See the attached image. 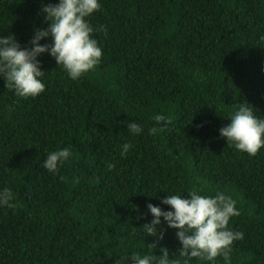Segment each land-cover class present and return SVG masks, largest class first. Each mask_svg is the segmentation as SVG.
Returning <instances> with one entry per match:
<instances>
[{"label": "trees", "instance_id": "1", "mask_svg": "<svg viewBox=\"0 0 264 264\" xmlns=\"http://www.w3.org/2000/svg\"><path fill=\"white\" fill-rule=\"evenodd\" d=\"M47 3L58 0H0V35L30 47L47 27L38 14ZM101 4L89 18L107 28L106 37L95 34L103 49L95 70L70 80L45 53L36 98L0 80V188L19 205L0 208V264H120L157 243L142 232L152 219L147 204L168 210L161 200L188 190L236 200L241 214L230 226L244 239L233 243L231 264H264V148L249 156L219 135L239 103L264 118V0ZM156 114L172 123L152 136ZM131 120L141 135L128 133ZM126 142L132 148L121 157ZM63 147L72 157L50 174L43 161ZM163 227L154 255L167 247L171 258L181 245Z\"/></svg>", "mask_w": 264, "mask_h": 264}, {"label": "clouds", "instance_id": "2", "mask_svg": "<svg viewBox=\"0 0 264 264\" xmlns=\"http://www.w3.org/2000/svg\"><path fill=\"white\" fill-rule=\"evenodd\" d=\"M102 7L101 0H58V3L42 4L40 13L47 24L46 28L36 29L29 41L30 47H22L13 34L0 35V80L6 88L18 97L36 98L45 91L43 77L38 59L47 53L61 67L70 80H78L102 62L103 49L95 34L107 36L104 25L93 26L89 18ZM264 41V35L260 37ZM50 40V43H41ZM156 125L148 129L149 135L155 136L172 123L171 118L163 114L153 116ZM230 121L219 129L220 137L227 141V146L237 151L255 156L264 148V118L254 112V107L246 101L228 115ZM127 131L132 137L143 133V126L131 120ZM132 148L131 143H123L120 152L125 157ZM72 157L70 147L49 151L42 166L50 173L58 175L60 169ZM115 165L108 164L109 168ZM61 180L65 179L63 176ZM184 194H168L161 204L169 206L168 210L160 206L147 204L150 222L141 228L143 235L155 237L157 243L147 245L149 252L133 251L120 258V264H231L232 246L235 241L244 239V233L234 230L230 220L241 213L236 200L224 192L202 195L197 190ZM16 196L9 187L0 188V208L16 209ZM175 229V235L181 247L177 254L171 255L167 247H160V255H154L158 242L163 241L165 229Z\"/></svg>", "mask_w": 264, "mask_h": 264}]
</instances>
